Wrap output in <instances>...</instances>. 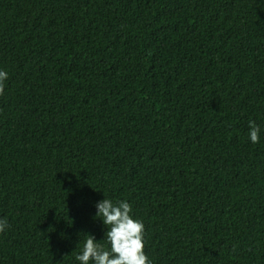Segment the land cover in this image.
Listing matches in <instances>:
<instances>
[{
	"label": "trees",
	"instance_id": "obj_1",
	"mask_svg": "<svg viewBox=\"0 0 264 264\" xmlns=\"http://www.w3.org/2000/svg\"><path fill=\"white\" fill-rule=\"evenodd\" d=\"M0 69V264L108 246L105 196L153 264H264V0H0Z\"/></svg>",
	"mask_w": 264,
	"mask_h": 264
},
{
	"label": "clouds",
	"instance_id": "obj_2",
	"mask_svg": "<svg viewBox=\"0 0 264 264\" xmlns=\"http://www.w3.org/2000/svg\"><path fill=\"white\" fill-rule=\"evenodd\" d=\"M9 77L6 70L0 69V94ZM261 129L254 120L249 121V139L253 144L260 141ZM95 218L101 220L107 231L100 243L89 233L76 255L80 264H153L145 251V225L141 218L133 214L132 205L127 200L114 201L105 198L95 203ZM9 227L7 216H0V233Z\"/></svg>",
	"mask_w": 264,
	"mask_h": 264
}]
</instances>
